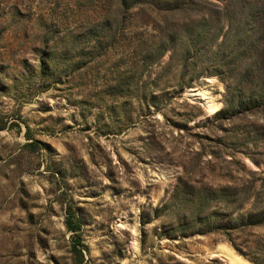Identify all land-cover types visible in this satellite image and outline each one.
Listing matches in <instances>:
<instances>
[{
  "label": "rangeland",
  "instance_id": "1",
  "mask_svg": "<svg viewBox=\"0 0 264 264\" xmlns=\"http://www.w3.org/2000/svg\"><path fill=\"white\" fill-rule=\"evenodd\" d=\"M110 6L0 0V264H76L69 203L85 264H230L222 245L264 261V225L193 234L204 214L182 203L205 187L259 194L213 201L223 225L264 208V0H197L173 18L187 45L132 10L113 48L94 27Z\"/></svg>",
  "mask_w": 264,
  "mask_h": 264
},
{
  "label": "trees",
  "instance_id": "2",
  "mask_svg": "<svg viewBox=\"0 0 264 264\" xmlns=\"http://www.w3.org/2000/svg\"><path fill=\"white\" fill-rule=\"evenodd\" d=\"M196 3L197 0H111L109 13L110 17L103 19L100 25H95L94 27L108 26V30L110 32V48H113L119 43L118 40H120V37L124 34V25H126L127 22V14L132 10H138V14L142 16V20L145 19V17H150L153 18L154 23V16L161 19L159 24H161V26L164 28H168V33H176L182 41L181 45H187L189 40H192V35L190 34V25L186 22L181 23V20L174 22L173 18L177 13H182L187 17V15H189V11L193 10L194 7L196 8ZM168 15H173L170 20H168ZM184 20L186 21V19ZM84 24L89 25V21L84 22ZM89 34H92L94 37V43L101 45L102 40L98 39V37L102 39L101 32H97L93 29V32L89 30ZM197 38L200 40H193H198L197 42L204 41L200 34L197 35ZM175 42L176 41L174 40L171 41L172 44H175ZM168 46L170 45L167 44V40L164 38L162 41L163 50L161 51L163 54L169 49ZM189 54L190 49H187L185 52V57L188 58ZM261 73V71L258 72V74ZM29 146L32 147V149H39V145L37 143H30ZM230 191L231 189L229 188L215 190L213 188L205 187L202 192H194L189 197L191 198L190 200L187 199L186 201L182 202L183 209H193L204 214L203 218L194 219L190 223L189 228L194 227L193 234H210L218 230H222L224 234H227L229 233V229H238V225H240L239 227L248 228L264 225V208L255 206V203L259 201L260 198L259 194L257 193H254L256 195L249 196V198H254L255 203L253 207H255L248 210L245 214L240 215V219L234 225H223L221 222H216V214L207 213L206 210L210 209L212 207V202L216 200H222L223 203H226L228 206L230 204V206L235 207L236 210L241 209L244 201L249 200L247 196L239 197V195H237L238 193H233ZM65 214V226L67 231L71 233V252L76 260V264H85V254L88 250V247L84 244L82 239L83 223L81 217L78 215L75 207L71 203L67 204ZM198 220L202 222L201 225H197ZM184 226H187V223L184 224ZM227 236L237 251L244 255V253H242V251L236 247L231 235ZM251 260L256 264H264L263 260H260L256 257H253Z\"/></svg>",
  "mask_w": 264,
  "mask_h": 264
},
{
  "label": "bare ground",
  "instance_id": "3",
  "mask_svg": "<svg viewBox=\"0 0 264 264\" xmlns=\"http://www.w3.org/2000/svg\"><path fill=\"white\" fill-rule=\"evenodd\" d=\"M206 95L207 94L204 93L202 94V97L204 99H208L207 104L210 111L212 112L219 111L220 104L214 98L207 97ZM218 252L219 254L223 255L229 261L230 264H252L246 261L245 259H243L242 257H240L239 255H237L231 248H228L224 245L218 248Z\"/></svg>",
  "mask_w": 264,
  "mask_h": 264
}]
</instances>
